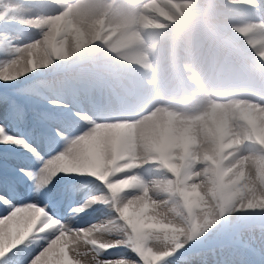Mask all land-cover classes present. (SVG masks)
Instances as JSON below:
<instances>
[{"label":"clouds","instance_id":"obj_1","mask_svg":"<svg viewBox=\"0 0 264 264\" xmlns=\"http://www.w3.org/2000/svg\"><path fill=\"white\" fill-rule=\"evenodd\" d=\"M149 2L131 0L118 16L104 0L88 14L79 0H0V26L18 32L22 72L51 73L44 81L53 95L70 78L82 85L79 147L44 175L68 167L92 177L106 190L92 199L107 201L110 215L63 236L71 264H103L96 249L124 246L130 233L148 235L155 264L176 251L170 237L190 241L209 221L255 217L264 227V0L177 8L184 27L168 54L170 76L153 53L134 93L113 71L121 54L101 38L102 26L142 27ZM95 49L108 59L93 57ZM6 246L0 237V254Z\"/></svg>","mask_w":264,"mask_h":264},{"label":"snow or ice","instance_id":"obj_2","mask_svg":"<svg viewBox=\"0 0 264 264\" xmlns=\"http://www.w3.org/2000/svg\"><path fill=\"white\" fill-rule=\"evenodd\" d=\"M19 54L15 36L0 31V237L7 241L0 264H39L42 254L45 264H71L72 248L61 245L63 236L79 234L110 215L107 201L92 199L106 191L92 177L68 167L44 175L60 160L70 163L79 147L75 137L83 131L85 116L78 107L82 85L70 78L55 95L44 80L20 88L25 77L41 73H23L18 67ZM105 158L111 159L110 150ZM209 224L190 241L170 237L168 243L176 251L155 264H208L201 247L219 241L230 243L236 253L233 264H246L245 253L255 254L258 264H264V245L257 248L255 237L248 235L256 229L236 217L215 227ZM259 231L264 237V227ZM114 251L121 254L114 256ZM150 251L147 234L130 233L124 246L98 248L96 255L103 264H124L126 260L154 264L156 254L150 256Z\"/></svg>","mask_w":264,"mask_h":264},{"label":"bare ground","instance_id":"obj_3","mask_svg":"<svg viewBox=\"0 0 264 264\" xmlns=\"http://www.w3.org/2000/svg\"><path fill=\"white\" fill-rule=\"evenodd\" d=\"M171 6H180L182 9L185 7H188L189 4H191L192 0H185L178 2L176 0H167ZM100 3L99 0H80L79 1V8L80 11L84 14H88L95 11V8H97V5ZM131 0H115L113 3H111V8L115 11V13L119 16L123 13V11L130 5ZM182 3V4H179ZM156 5H153L152 3L149 4L148 11L151 13L150 15L155 14L156 17H158L159 14H162V17L170 22V24H174V28H167L166 30L170 31V34L164 33L162 34V37H159L161 25L151 18L150 15L148 16H142L141 19L143 20V26L142 29V36L147 41H142L141 39H135L132 38L129 34H127V30L134 25V22L129 20L126 23H115V24H108L105 20L103 26H102V33L104 31H109V33H112L114 36L110 35L111 38L108 40H104L105 43H110V41L114 38L112 42H115V46L118 48L117 51L121 54L120 61H136L138 64H134L139 66L140 71H131V73H126L129 69V66H124L119 71V75L131 82H137L138 88L130 86L133 92H137L142 89L144 85L143 81V70H144V61L147 60L149 63L153 60L154 56L153 53L158 54L159 57V63L166 69V71L163 73L164 77H168L171 74V69L168 68V54L171 50V46L173 42L176 41L175 39V33L179 32L180 38H182L183 34V27L180 26V20L177 19L175 15L172 13H168V11L163 10L161 4L155 3ZM179 4V5H178ZM153 5V6H152ZM129 25L128 28H126ZM6 30V29H5ZM4 30V31H5ZM7 32V31H6ZM172 32V33H171ZM104 35V34H102ZM102 38V37H101ZM103 39V38H102ZM119 45H116L118 44ZM145 47L149 49L150 56H147V53L145 51ZM99 49H95V54L93 57L97 55V52H99ZM128 67V68H126ZM71 71L70 69H65V73ZM64 72V71H63ZM37 77L39 75L37 74H30V77L24 78V83L22 86H26L29 82V79L31 81L37 80ZM51 78V75L48 79ZM28 79V80H26ZM40 81V80H39ZM26 82V83H25ZM15 131V129H13ZM20 162V161H18ZM251 237H255V241H258V231H252L250 234H248ZM247 264V263H246Z\"/></svg>","mask_w":264,"mask_h":264},{"label":"rangeland","instance_id":"obj_4","mask_svg":"<svg viewBox=\"0 0 264 264\" xmlns=\"http://www.w3.org/2000/svg\"><path fill=\"white\" fill-rule=\"evenodd\" d=\"M80 1V0H79ZM100 1V0H99ZM115 0H104V3H106V4H108V5H111V3H113ZM176 1H178V2H181V1H185V0H176ZM153 4V5H156L155 3H159V4H161V5H163L162 6V8H163V10H166V11H168V13H172L173 15H175L176 17H178L179 16V12H176L175 10L178 8V9H180V11H183V9L180 7V6H177L176 8L174 7H172L170 4H169V2L167 1V0H150V2H149V4ZM179 4H182V3H179ZM178 4V5H179ZM152 5V6H153ZM97 10V8H95V11ZM175 13V14H174ZM151 16V18L153 19V20H156L160 25H161V27H163V29L161 30V32L162 33H164V32H168V31H166L165 29L166 28H169V29H171V28H173V25L174 24H170L168 21H166L163 17H162V14H159L158 15V17H156V15L155 14H153V15H150ZM129 25L130 24H128V26L126 27V28H128L129 27ZM6 29V30H5ZM5 30V31H4ZM0 31H3V32H11L12 33V35H17L18 34V32H17V30L14 28V27H11V26H9V27H7V28H4V27H2V26H0ZM104 33V35H102V38L105 40H108L109 38H111V36L110 35H112V36H114L112 33H109V31H104L103 32ZM127 34H129L130 36H132V38H135V39H141L142 41H145V42H147L145 39H144V37L142 36V29H141V27L140 26H137L135 23H134V25H132L128 30H127ZM115 38V37H114ZM114 38L110 41V43L114 40ZM116 45H119V43L118 44H116ZM115 49H118L116 46L115 47H113L112 48V50H115ZM145 51H146V53H147V56H150V53H149V49H148V47L146 48L145 47ZM99 54L98 55H100V54H104V52L103 51H99L98 52ZM105 59H108V58H105ZM0 60H2V57H0ZM134 64H138L136 61H120V64L119 65H116L115 67H119V66H121V65H131V66H137V65H134ZM130 71H133V70H130ZM118 72H116V74H117ZM48 74H44L43 75V77L45 76H47ZM43 77H41V79H37V80H42L43 79ZM37 81L36 80H34V81H32L30 84H27V86H25V87H21V84H18V87H20V88H29L30 86H32V85H34L35 83H36ZM136 88H138L139 86H135ZM3 89V85L2 84H0V90H2ZM15 89H9V91L10 92H13ZM135 93V92H134ZM18 161H20V162H25V161H23L22 160V158H18ZM247 220H251V221H249V222H246ZM244 222L247 224V226L248 227H251V228H254V229H256L255 231H258V241H255V244H256V246H257V248H259L260 246H262V245H264V237H262V235H261V232L259 231V227L257 226V225H259L260 223H261V221L258 219V218H255V217H251V218H247L246 220H244ZM250 234V233H249ZM227 243V244H226ZM226 243H224V241H219V242H215V243H211V244H208V245H221V244H224V246L223 247H221L220 249H218V248H214L213 250H203L202 248H201V250L202 251H204L205 253H206V255H207V261H208V264H219V261H217L216 260V257L217 258H225V261L227 260V258L230 260V261H227L226 263L227 264H233V261H234V259H235V257H236V253L232 250L231 251V249H229L230 248V243L228 242V241H226ZM208 245H204V247L206 248V246H208ZM204 248V249H205ZM210 251H216V252H219V251H223V252H225V256L224 257H218V255L216 256V252H215V255L213 256L212 255V253L210 252ZM121 253L120 252H113V255L114 256H118V255H120ZM224 254L223 253H221V256H223ZM244 256H245V259H246V263L247 264H258V257L255 255V254H250V253H245L244 254Z\"/></svg>","mask_w":264,"mask_h":264}]
</instances>
